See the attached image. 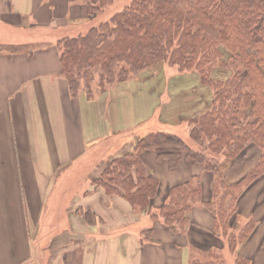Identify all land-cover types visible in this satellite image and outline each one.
Here are the masks:
<instances>
[{"label":"crops","instance_id":"obj_1","mask_svg":"<svg viewBox=\"0 0 264 264\" xmlns=\"http://www.w3.org/2000/svg\"><path fill=\"white\" fill-rule=\"evenodd\" d=\"M91 18L85 0H0V264H236L237 257L264 264V173L240 189L226 228L213 197L216 174L184 154L169 168L156 153L174 148L138 154L158 181L146 210L98 189L102 169L148 133L180 137L171 129L185 120L194 141L192 120L206 106L196 101L174 119L165 110L174 100L168 85L154 96L135 79L117 82L103 103L72 96L60 73L59 41L85 32ZM260 152L251 143L227 163L205 156L218 160L232 184ZM187 182L199 193L180 231L152 215L172 187Z\"/></svg>","mask_w":264,"mask_h":264},{"label":"trees","instance_id":"obj_2","mask_svg":"<svg viewBox=\"0 0 264 264\" xmlns=\"http://www.w3.org/2000/svg\"><path fill=\"white\" fill-rule=\"evenodd\" d=\"M85 1L91 14L96 4L111 0ZM59 47L60 73L72 96L78 94L81 83L90 93L93 74L104 89L105 84L115 85L165 61L176 64L180 72H196L200 82L210 87L209 101L193 118L189 133L200 150H192L175 134L151 132L132 151L111 160L95 183L108 194H122L134 208L146 210L158 181L146 174L138 154L145 149L174 148L156 153L169 168L184 154L216 174L213 197L226 228L240 189L264 173V0H131L99 27L61 39ZM219 69L227 71L224 77L212 75ZM251 143L260 148V155L236 183L225 182L218 160L205 156L221 154L230 160ZM198 193L197 184L190 182L172 187L168 201L152 216L184 230ZM206 206L212 209L211 203ZM251 228L249 223L242 229L241 239ZM189 264L215 262L191 260ZM236 264L249 262L237 257Z\"/></svg>","mask_w":264,"mask_h":264},{"label":"rangeland","instance_id":"obj_3","mask_svg":"<svg viewBox=\"0 0 264 264\" xmlns=\"http://www.w3.org/2000/svg\"><path fill=\"white\" fill-rule=\"evenodd\" d=\"M131 2V0H111L109 2H106L104 5L99 6V4H96V8L94 11L91 12V20H89V23L91 27H99V25L108 20L109 17L114 14L115 12L121 10L124 6L128 5ZM90 27V28H91ZM88 29L84 32V27L80 31L81 34H85L88 32ZM84 32V33H83ZM214 77H224V75L227 73V71L224 70H215L212 71ZM178 73H183L178 70V66L176 64L170 63L169 61H165L161 64H157L147 70H144L143 72H140L138 75L129 77L128 79H135L139 81L138 83H141V85L146 84V88L150 86V89L154 96H157L159 92L162 91V87L166 84L168 85V91H170L171 96L174 97L173 102L169 107H167L165 110L174 116V119L179 118L181 114H183L188 107L191 105L198 104L196 101H199L200 104H207L210 98V87L207 84H202L198 78V75L196 72H187L184 71L185 76L183 78H180ZM114 84L107 85L105 84L104 89L100 87L98 84V77L96 74H93V78L88 84L90 93L87 94L86 90L87 88L84 86L83 83H81V87L78 91V93L87 94L86 96L88 99H95L99 101H104L105 97L107 96L109 90ZM187 97V99H186ZM99 101V102H100ZM100 102V103H101ZM103 103V102H102ZM199 105V104H198ZM205 108V107H204ZM203 108V110H204ZM155 117L158 119L159 114L155 115ZM183 118V117H182ZM160 120V119H159ZM168 120V118L166 119ZM155 119L151 120V125H154ZM175 124L176 123H171ZM181 127L178 129V132L175 131V129H171L172 132L178 133V135L182 138H184L189 144L194 147L197 150H200V146L197 142L191 141L189 139L188 133L185 130V120H181ZM207 154H210L207 152ZM212 155V154H210ZM216 158H219L221 160V163H227L231 160L225 159L221 154H217ZM98 189H104V187H99ZM227 227V226H226ZM232 263V262H230Z\"/></svg>","mask_w":264,"mask_h":264},{"label":"bare ground","instance_id":"obj_4","mask_svg":"<svg viewBox=\"0 0 264 264\" xmlns=\"http://www.w3.org/2000/svg\"><path fill=\"white\" fill-rule=\"evenodd\" d=\"M86 159H87V156H85V157L80 161L79 166L82 165Z\"/></svg>","mask_w":264,"mask_h":264}]
</instances>
